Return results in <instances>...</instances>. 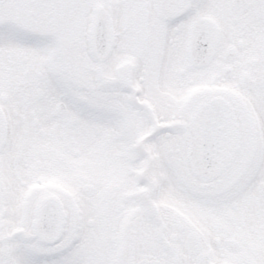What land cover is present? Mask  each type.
<instances>
[{"label":"snow or ice","instance_id":"snow-or-ice-1","mask_svg":"<svg viewBox=\"0 0 264 264\" xmlns=\"http://www.w3.org/2000/svg\"><path fill=\"white\" fill-rule=\"evenodd\" d=\"M0 264H264V0H0Z\"/></svg>","mask_w":264,"mask_h":264}]
</instances>
